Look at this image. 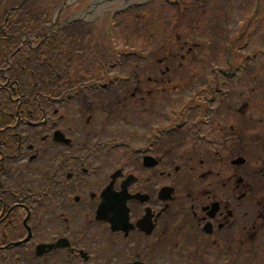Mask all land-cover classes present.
<instances>
[{
	"label": "flooded vegetation",
	"instance_id": "flooded-vegetation-1",
	"mask_svg": "<svg viewBox=\"0 0 264 264\" xmlns=\"http://www.w3.org/2000/svg\"><path fill=\"white\" fill-rule=\"evenodd\" d=\"M112 1L133 0H79L38 20L22 56L56 52L48 74L0 69V264H264V128L249 105L230 106L223 89L238 78L187 91L188 123L169 133L154 126L151 78L57 103L86 79L71 72H86L82 46ZM81 9L86 26L69 28Z\"/></svg>",
	"mask_w": 264,
	"mask_h": 264
},
{
	"label": "rangeland",
	"instance_id": "rangeland-1",
	"mask_svg": "<svg viewBox=\"0 0 264 264\" xmlns=\"http://www.w3.org/2000/svg\"><path fill=\"white\" fill-rule=\"evenodd\" d=\"M195 1L182 0L181 4L190 6ZM6 2L7 0H0V10L4 9ZM113 3L115 2L109 4ZM205 5L202 9L182 11L178 7L169 8L157 1L146 11L139 12L137 20L126 19L125 26L113 34L110 33L111 37L108 36V38L112 44L122 49L135 48L143 53L151 52L153 54L151 59L134 62L125 74L135 68L136 78H151V83H148L147 89L143 88L144 90H154L155 93L172 91L170 96L177 97V95L184 94L181 93L183 90L192 89V86L198 87L200 82H203L202 86H204L201 90H206V81L199 80L197 83V78H208L209 80L212 65L226 68L224 63L227 61L230 46L237 47L241 44V42H235L234 40L238 38L234 39V37L243 30L242 21L248 18L249 23L251 18L248 30L253 31L254 34L250 38L248 48L244 53H240V56L256 55L255 65H252V60L248 61V66H255V70L246 76L250 81L248 86L229 102L233 108H239L250 99L251 106L248 108V115L252 116L256 123L262 120V123L258 125L264 128V112L261 111L264 107V99L262 90H259L260 78L264 81V0H238L230 4L232 9L230 13L232 21L228 25L232 28L230 37L224 34L226 26L223 18L228 5L226 0H211ZM109 21L108 14L100 18L98 24L100 43H105V27ZM115 74H120V72L117 70ZM190 78H196L195 83H188ZM212 88L213 84L207 91L208 94ZM165 95L161 97L168 96V94ZM231 115H226L232 118L228 123L234 121ZM161 123H158V117L155 116L154 126ZM94 129L97 130L98 127ZM100 134L101 139L115 136L109 134L106 129Z\"/></svg>",
	"mask_w": 264,
	"mask_h": 264
},
{
	"label": "trees",
	"instance_id": "trees-1",
	"mask_svg": "<svg viewBox=\"0 0 264 264\" xmlns=\"http://www.w3.org/2000/svg\"><path fill=\"white\" fill-rule=\"evenodd\" d=\"M24 17H27V23L25 26H33V18L36 17L35 13L32 11V9L29 7L27 8L26 13L24 12L23 9L18 11V13H12L10 16V24H8L10 28V33H11V39L14 42H17L19 39V35L22 32V27H23V20L25 19ZM17 59H16V65H17ZM33 63H37V60H34Z\"/></svg>",
	"mask_w": 264,
	"mask_h": 264
}]
</instances>
